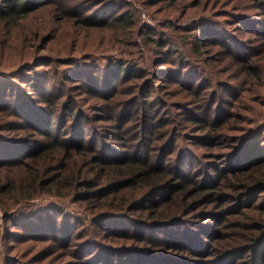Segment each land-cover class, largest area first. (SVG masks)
Instances as JSON below:
<instances>
[{
    "label": "trees",
    "instance_id": "obj_1",
    "mask_svg": "<svg viewBox=\"0 0 264 264\" xmlns=\"http://www.w3.org/2000/svg\"><path fill=\"white\" fill-rule=\"evenodd\" d=\"M66 1L0 0V18L19 19ZM252 1L264 15V0ZM80 4L76 2L73 7L79 8ZM116 13L114 26L130 29L136 25L132 12ZM67 14L63 12L64 16ZM82 19H76L77 25L91 21L88 16ZM202 22L198 20L199 26L194 27L202 35L219 30ZM147 33L144 29L143 35ZM193 47L196 54H202L197 42ZM169 51L178 52L170 48ZM226 52L241 69L258 74L249 60L230 50ZM54 58L58 57L52 56L51 62L56 61ZM75 64L74 61L66 68L68 74L60 73L75 83L73 87L80 90L82 97L93 90L102 93L100 87L110 92L100 97L107 101L126 86L147 89L145 96H133L129 105L125 100H115L114 114L94 121H109L114 126V138L110 137L117 140L112 153L114 160L103 157L98 144L89 147L86 134L77 143L66 138L67 130H74L89 119L79 110L78 103L71 101L70 94L65 102L48 96L45 104L36 108L39 114L36 117L21 116L20 112L8 111V107L1 111L15 115L17 118L12 122L15 130L26 133L18 138L0 136V143L8 147L3 153L6 158L0 159V171L22 170L21 166L29 169L28 177L24 175L19 183L11 178L0 179L4 199L8 201L20 192L22 198L32 200L40 193L72 187L86 200L97 196L109 199L110 202L99 204L100 212L94 215L93 221L101 229L97 238L84 245L88 252L83 264H136V259L141 264H264V154L252 149L258 147L259 140L247 136L230 139L226 131L228 122L220 115L216 123L212 105L205 106L204 101L199 105L198 98L181 104L190 106L179 114L184 115L188 131L179 132L172 127L178 121L176 115L164 119L163 106L158 110L162 103L171 107L177 102L155 96L153 80L134 87L133 81L142 79L147 72L132 61L121 58L105 72L95 67L100 76H111L107 77L108 84L96 79L89 81L84 76L87 72ZM186 90L188 95H194L193 87ZM2 96H9L8 92L3 90ZM60 106L68 109L65 118L58 114ZM178 107L180 113L182 108ZM196 109L202 110L201 115L193 113ZM229 147H234L233 152L225 150ZM83 150L87 153L81 154ZM89 165L92 168L84 171ZM2 209L11 212L12 205L4 204ZM51 210L36 216L27 231L44 228V221L50 218L52 222L47 225L57 226L60 220L54 218L57 209ZM67 219L64 215L60 225L64 222L72 226L74 221ZM121 223L125 227L121 229L126 231L128 225L133 229L128 240L114 246V234L118 235Z\"/></svg>",
    "mask_w": 264,
    "mask_h": 264
},
{
    "label": "rangeland",
    "instance_id": "obj_2",
    "mask_svg": "<svg viewBox=\"0 0 264 264\" xmlns=\"http://www.w3.org/2000/svg\"><path fill=\"white\" fill-rule=\"evenodd\" d=\"M76 2L81 3L79 8L73 7ZM125 11L135 16L136 25L130 29L114 26V13L119 15ZM262 12L252 0H67L19 19L0 18V136L18 138L26 133L15 130L12 125L17 118L15 115L1 110L10 107L8 111L20 112L28 118L36 117L39 116L36 108L43 106L48 96L65 102L70 94L71 101L78 103L79 110L82 109L89 119H84L80 127L67 130L66 138L77 143L82 134H86L89 147L98 144L101 155L114 160L112 153L114 140H117L110 139L114 138V126L109 121H94L112 116L117 108L115 100H125L129 105L133 96H145L147 89L126 86L124 90L119 89L114 99L107 101L100 97L110 92L100 87L102 93L96 94L93 90L82 97L80 90L73 87L75 83L62 77L60 72L68 74L66 68L75 61L74 66L83 68L89 81L96 79L108 84L107 77L111 76H100L98 72H105L123 58L147 72L142 79L133 81L134 87L153 80L155 96L177 102L171 107H164L162 103L158 110L163 106L161 113L165 115L161 117L164 119L176 115L178 121L172 127L178 128L179 132L188 131L184 115L179 114L190 106L181 104L198 98L199 105L202 101L205 106L212 105L215 121L221 115L228 122L226 131L230 139L237 136L256 138L259 145L252 149L264 154ZM87 16L91 19L89 24L77 25V18L86 20ZM201 19L203 25H212L219 30L200 34L194 27L199 26L196 22ZM144 29L148 31L145 35ZM195 42L199 49L202 48V54L194 52ZM169 48L178 52L171 53ZM226 50L249 60V65L259 75L241 69ZM52 56L58 57L54 58L55 62H51ZM191 87L194 95H188L186 90L190 91ZM3 90L9 96L3 97ZM178 106L182 108L180 113H177ZM65 112L68 109L60 106V117L65 118ZM201 112L199 109L193 111L197 116ZM5 148L8 147L0 143V159ZM233 148L225 150L233 152ZM106 149L109 151L107 157ZM83 153L87 152L83 150ZM88 168L92 165L84 171ZM21 169L0 171V179L11 178L19 183L24 175L28 177L26 170L29 168L21 166ZM34 198H22L18 192L7 201L0 194V264H83V257L88 252V248L83 249L84 245L97 238L101 229L93 221L94 215L100 212L99 204L108 203L109 199L97 196L86 200L73 187L57 188L53 193H40ZM4 204L12 205V211L5 212ZM51 209H57L54 213V218L60 219L57 226L47 225L52 222L50 218L44 221V228L27 231L36 216L46 215ZM64 215L67 220L74 221L72 226L64 225V222L60 225ZM126 227L125 231L121 229L125 228L124 223L118 225L119 232L114 234L112 245L129 239L133 227ZM135 262L141 264L140 259Z\"/></svg>",
    "mask_w": 264,
    "mask_h": 264
}]
</instances>
